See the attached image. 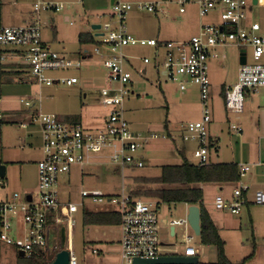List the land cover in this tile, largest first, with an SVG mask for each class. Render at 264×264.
Segmentation results:
<instances>
[{
	"label": "built area",
	"instance_id": "2783aa9c",
	"mask_svg": "<svg viewBox=\"0 0 264 264\" xmlns=\"http://www.w3.org/2000/svg\"><path fill=\"white\" fill-rule=\"evenodd\" d=\"M264 0H257V4ZM178 12H185V6L194 4L200 19L217 12L218 23H202L196 35L186 41L159 42L156 39H138L131 35L125 20L132 11L155 14L157 2H124L112 0L110 19L100 25V45L94 48L106 73V86L99 91L100 105L107 111L102 126L89 129L80 123H66L56 115L41 111V100L20 102L31 111V120L41 130L42 157L36 164L37 194L21 196L0 193V242L15 246L24 256L48 250L50 228L60 236V228L65 227L69 244V264H77L71 248V234L74 221L71 216L83 206V199L90 198L95 206L103 211H116L119 214V255L120 264H133V260L155 259L159 255L161 242L158 236L160 204L152 201L133 199L122 190L119 195L105 196L98 191L81 190V202L62 203L57 192L58 176L69 174L74 166L111 165L121 174L123 169H141L143 160L138 154L149 141L166 139V134L151 133L148 136L135 134L124 116V101L133 94L131 91V73L125 54L127 48L147 47L155 51L154 64L157 71L175 82L180 91L187 84L199 89L200 119L181 125L182 142H194L195 165H210L209 125L212 122L210 105L209 60L218 59L217 49L235 47L238 50H250V61H245L238 69L237 82L225 87L224 108L232 115L244 111L245 96L249 92L264 89V28L259 22H251L247 10L252 0H176ZM36 19L20 26L0 24V49L7 46L23 48L20 51H3L0 63L9 62L13 67H21L29 72L39 87L60 84L71 87L78 83L74 76L48 77L47 72L80 69L82 60H71L67 56L50 50L41 41L38 14L41 11L59 12L63 4L36 0L33 4ZM163 49L164 58L160 60L158 52ZM11 60V63H10ZM149 62L147 58L143 60ZM186 79L187 81H184ZM38 103V105H37ZM37 105V109L33 110ZM4 117L0 113V124ZM24 125V124H23ZM230 131L241 133V128L230 124ZM249 170V166L239 167L240 178ZM0 178V192L5 187ZM245 188L237 186L229 200L216 195L214 208L231 215H239L246 204L243 192ZM30 197V201L27 197ZM253 204L264 205V193H254ZM186 205V204H185ZM187 206V205H186ZM176 226L184 230L183 256L197 257V250L190 246L192 237L187 235L189 228L186 217L169 222V229ZM62 247V246H61ZM93 253L97 252L93 250Z\"/></svg>",
	"mask_w": 264,
	"mask_h": 264
},
{
	"label": "rangeland",
	"instance_id": "374dc122",
	"mask_svg": "<svg viewBox=\"0 0 264 264\" xmlns=\"http://www.w3.org/2000/svg\"><path fill=\"white\" fill-rule=\"evenodd\" d=\"M35 1L4 0L7 20L15 23L3 24L20 26L24 23L19 20H26L27 23L30 20H35L36 14L33 12L32 7ZM177 8L178 6L173 4L158 7L156 15L154 14L157 17L155 19L174 26L182 25L184 23L182 16H184L187 18L188 23L191 24L192 22L197 25L199 18L194 4H189V6L185 7L187 10L186 14L180 16L176 13ZM67 10L68 5L63 3V9L59 12L41 11L38 14L41 41L50 50L67 56L71 60H79L84 52L87 53V58L84 61L82 60V67L80 69L72 68L65 71L47 72L46 75L51 78L65 75L75 76L78 78V83L71 87L60 84L50 87H39L27 70L21 67H13L9 62H4L1 67L0 113L3 115L4 120L0 124V152H7L9 155L7 158L3 156L1 161L6 166L4 178L8 180L7 192L18 193L22 197L27 194H32L35 197L37 194V186L35 189L22 190L19 188V185H37L36 167L33 161H30L31 156L28 155L38 153V150L42 147V140L39 125L31 120V111L20 100L33 103L37 102V98L40 97V107L43 112L54 114L66 123L80 119L86 128H91L92 124L99 123L100 118L107 113L99 103V91L102 87L106 86V73L99 57L93 52L94 48L100 45L101 38L97 35L102 31L101 29L92 30L91 25L94 23L103 25L112 19L108 16L106 17V15L96 18L90 17L87 13L83 12L82 7L79 5L77 7V15L70 16V19L66 21L64 15ZM247 17L251 22H259L264 28V2L250 6V9L247 10ZM203 22L204 24L218 23L217 12H212L209 16L203 18ZM78 34L91 36L93 41L79 43ZM133 48L132 54H136L141 58L144 56L148 57L150 63L143 65L142 61L138 60L133 64V67H128L131 73V85L133 84L132 88L134 92L133 95H129L126 99H131L135 103L123 108L126 121L135 134L142 136H148L151 133L165 134L163 125L167 121L172 139L153 140L143 145L138 152L144 163V167L141 169L125 168L123 169L124 173L121 174L115 167L104 164L97 167L90 166L89 168H84L85 175L80 176L78 168L76 166L72 167L69 176L68 174H60L58 176L57 192L59 200L62 203L78 204L81 202L80 190L87 191L98 187L102 189L104 194L112 196L119 195L122 190L125 194H129L130 191L136 188L160 189L175 187L151 183L146 185L137 184L134 179L138 177L147 179L157 178L160 175L161 166L182 163L183 158L178 151L183 145L186 146L188 151L186 159L189 162L195 163L193 150L196 145L194 142H182V130L180 126L200 119L198 87L189 84L186 91H179L175 82L162 75L161 70L160 72L155 70L153 61L155 53L153 48ZM22 49L13 46L2 48L3 51L7 52L11 50L20 51ZM164 54V50L160 49L158 52L160 60L164 58ZM226 57L221 66L215 69L211 68L210 71L212 122L209 125V129L211 133L219 134L220 139L217 148L215 146L210 153L213 164L217 161L216 154L221 152L228 153L227 151L230 146L235 145V142L241 138L240 136L243 135L246 138L250 134H255L254 130L248 132L245 127H243L244 131L242 135H237L228 129L227 118L230 119L232 124L235 125L236 123L233 121L234 117L232 115H229L227 112L225 113L223 102L225 87L221 84H226L223 83L224 79L227 77L230 79L234 74L235 68L239 65L238 49L226 47ZM248 58H250L249 49ZM141 67L147 69L145 76L140 74L139 68ZM184 81L187 80L184 79ZM37 105L34 106L33 110L37 109ZM259 141L261 144L264 143L262 140L256 139V145H258ZM235 148L241 151L245 149V147L239 148L238 146ZM17 159H21L23 164H25L20 172L16 168L17 164L15 161ZM219 185H202L203 202H213L217 188L220 187ZM233 188L232 185H226L222 195H224L223 193L232 192ZM140 199L157 202L153 198L140 197ZM100 208L99 206H95L90 198H84L83 206H79L78 211L71 216L74 221L71 234V248L77 264H120V255H118L119 227H88L83 225V213L85 211L100 210ZM251 209H253L256 216L264 218V205L258 206L254 204L251 206ZM158 214V236L160 242L164 243L159 249V255H182V250L184 249L182 240L184 236L183 228L176 226V236L170 237L168 235L169 222L173 219L178 220L185 217L186 210L184 205L182 203H160ZM240 217L245 220L241 229L229 232V234L223 232L221 235L228 242L226 250L227 259L232 263H239L249 256L251 252H254L245 264H264V220H261L262 222L254 220V223L249 224L246 210H241L239 216H234L237 220ZM187 231L186 234L193 239L190 246L194 247L198 252V263H215L217 259L214 248L201 247L198 237L191 230ZM251 243L254 244V250ZM60 245V236L51 227L45 258L49 260L54 259ZM93 250L97 254L93 253ZM18 252L19 250L15 246L0 242V264H17ZM22 259L26 260L27 257L23 256Z\"/></svg>",
	"mask_w": 264,
	"mask_h": 264
},
{
	"label": "crops",
	"instance_id": "0c3cea01",
	"mask_svg": "<svg viewBox=\"0 0 264 264\" xmlns=\"http://www.w3.org/2000/svg\"><path fill=\"white\" fill-rule=\"evenodd\" d=\"M3 1L4 0H0V2L2 3V12H1L0 24L7 26L8 24H3V23H10L11 24V23H15V22H13V21L9 22L7 20L6 6H5ZM14 1H16V0H14ZM40 1H42V2H54V3H61V4L64 3L65 5H68V10H67L66 14L64 15V19L66 21H68L70 19V16H76L77 15V7L79 5L82 7L83 12L87 13L88 16L95 17V18L100 17V16H104V15H106V17L107 16L110 17V11H111V5H112V0H40ZM122 1L133 3V2H138L141 0H122ZM144 2H157V3H159L158 7L168 6L169 4L177 5L176 0H148V1H144ZM187 6H189V5H186L185 7H187ZM186 12H187V10L185 9V12L180 14L178 12V8H177L176 13L178 16H180V15L186 14ZM87 14H85V15H87ZM155 15L149 14V13L148 14L147 13H141L138 11H132L131 13H129L127 15L126 20H125V24H126L128 32L131 35H133L135 38H138V39H156L159 42L186 41V40H189L192 36L196 35L200 25L202 23H204L203 19L199 18L198 13H197V16L199 19H198L197 25H195L192 22H191V24L188 23L186 20L187 18L184 16H182L183 20H184V23L182 25H174V26L173 25H167L166 23H162L161 21L156 20L155 18H157V17ZM19 21L23 22L24 24L27 23L26 20H19ZM93 25H98V24L94 23L91 25V27ZM43 44L45 45L44 42H43ZM133 49L134 48L131 47V48H127L125 50V54L128 57L129 67H133V64L138 60L139 61L141 60L143 65H147L150 63V60L148 59V57L144 56L141 58L140 56H137L136 54H132L134 51ZM238 51H239V60H240L241 51H244L245 61H248V62L250 61V59L248 58V50H247V53H246V50H244V49L238 50ZM217 52L219 54V58L209 60V72H208L209 82H210V78H211V76H210L211 68H213V69L218 68L219 66H221L223 64V61L227 58L226 57V48L217 49ZM154 53H155V51H154ZM86 58H87V53L84 52V54L81 55L80 59L84 61ZM145 58H147L149 60V62L147 64H145L143 62V60ZM240 66L241 65L239 63V65L234 70L233 76L230 79L228 77L226 79H224L223 83H226V84H221V85H223V87H231L237 82L238 69ZM154 67H155V64H154ZM155 70H156V68H155ZM139 71H140V74L142 76H145L147 74V69L145 67L139 68ZM157 72H160V71H157ZM227 83H229V84H227ZM132 85H131V91L134 92ZM188 85H189V83L187 84V87H188ZM187 87H186V89H187ZM186 89L184 91H186ZM184 91H181V92H184ZM246 96H247V98H246V100H244V111H243V113L240 115H232L229 113L228 114L232 115L234 117L233 121L236 123L235 125H237L238 127L241 128V133H239V134L235 133V134L242 135L243 131H244L243 127H245L248 132H250L251 130H254L255 134H250L246 138L243 135L240 136L241 138L237 142H235V145L230 146L229 150L227 151L228 153H226V152L223 153L220 151L221 153L216 154L217 161L214 164L234 163L238 166V169L240 166H249V170L244 174L243 177L240 178L239 182L234 183V184H220V185L216 184V185L220 186L217 188L216 195H222V192H223L224 187L226 185H232L234 187L233 190L237 186L244 187L245 190L243 192V196H244V199L246 200V204L242 210H246L248 222H249V224L250 223L252 224V223H254V220L256 222L257 221L262 222L261 220H264V218L256 216L253 209H251V206L254 205L252 202L253 194L256 193L257 191H261L264 193V143L261 144L259 141L258 145H256V139L262 140L264 142V89H260V90L255 91V92H249L246 94ZM125 100H127V101H126V103L124 101V104H123L124 108L126 106H130V104L134 105V103H135L131 99H125ZM245 101H246V105H245ZM211 112H212V108H211ZM44 113H46V112H44ZM225 113H226V111H225ZM104 117L105 116L100 118V121H98L99 123L92 124L93 126H91V128L90 127H87V128H89V129L100 128L102 126ZM125 119H126V117H125ZM77 121H78V123L82 124L80 119H78ZM195 121H197V120H195ZM190 122H194V121H190ZM226 122L228 124V129H229V125L232 123L230 122V119H228V118L226 119ZM187 123H189V122H187ZM187 123H185V124H187ZM163 128H164L165 134L168 136V138L172 139V136H170L171 131L169 129V124L167 121L164 123ZM229 131H230V129H229ZM209 139H210V143L212 144L210 147V150H209V158H210V164H213L211 161L210 153L215 146L217 148V145L220 142L219 134L211 133L210 129H209ZM237 146L239 148L245 147V149L243 151H241L240 149L235 148ZM216 151H217V149H216ZM187 152H188L187 148L184 145L181 146L180 150L178 151V153L181 155V157H184L185 159L187 156ZM3 156H4V158H7L9 155L7 152L2 151V152H0V160ZM28 156H31L30 161H33V164L36 167L37 162L42 157V147L38 150L37 154L28 155ZM15 163L17 164L16 165L17 170L19 172L22 171V169L25 165V164H23V161L21 159H17V161H15ZM90 166H96L97 167L99 165L92 164V165H86L84 167H80V166L76 165V167L78 168L80 176L85 175L84 168H89ZM36 174H37V169H36ZM69 174H68V176H69ZM243 180H244V182H243ZM3 182H5L6 185L0 193L2 194V196H8L9 194H11V193H9V191L7 192L8 180H6L4 178ZM36 184H37V178H36ZM204 185H206V184H204ZM36 186L37 185L31 186V185L23 184V185H19V188L22 190H30V189H35ZM200 187H202V185H200ZM87 191H98V192H101L105 196H112V195L104 194V192L102 191V189L100 187L94 188L92 190H87ZM202 191H203V189H202ZM223 194H224V195H222L223 198L226 200H229L232 192L230 191L229 193H223ZM60 202H62V201L60 200ZM202 204H203L204 209L208 213L212 223L217 228L221 239L225 243V255H226L228 242L226 240H224V238H222V236H221L222 233L224 232L225 234H229V232H233L235 230L241 229L242 224H243V222H245V220L243 218L241 219V217L238 220L236 218H234V216H239L240 214L239 215H231L227 212L216 210L214 208L213 202L205 203L202 201ZM183 205L185 207L186 215H187V209L189 206H186L185 204H183ZM96 211H103V210H101V208H100V210H96ZM186 215H185V217H186ZM88 227H97V226H88ZM168 236H170V237L176 236V232L174 231V235H173L172 228H170ZM225 237H228V236H225ZM182 240H183V238H182ZM198 241H199V238H198ZM162 245H164V243L161 242V246ZM252 245H253V250H254V244H252ZM201 247L206 248V247H213V246H202L201 245ZM214 250H215V248H214ZM118 253H119V250H118ZM182 253H183V250H182ZM215 253H216V250H215ZM181 256H183V254ZM197 258H198V254H197Z\"/></svg>",
	"mask_w": 264,
	"mask_h": 264
},
{
	"label": "trees",
	"instance_id": "16d2710c",
	"mask_svg": "<svg viewBox=\"0 0 264 264\" xmlns=\"http://www.w3.org/2000/svg\"><path fill=\"white\" fill-rule=\"evenodd\" d=\"M2 12V3L0 2V18ZM79 43L93 41L92 37L84 34H78ZM0 49V56L2 55ZM3 64L0 63V72ZM69 123H78L77 120ZM182 163L178 165H163L160 168V175L157 178H135L137 184L146 185L160 184L175 186L171 188L160 189H141L136 188L130 191L129 195L133 199L140 197L153 198L160 204L182 203L187 206H197L200 213V234L199 243L202 246H213L216 250V262L210 264H245L253 255V252L239 263L230 262L225 255V243L221 239L217 228L212 223L208 213L203 207V192L200 185L204 184H234L239 182V169L234 163L210 164L207 166H198L184 157ZM119 214L116 211H85L83 213L84 226H118ZM60 248L56 251H60ZM46 251L32 255L26 260L19 258L17 264H50L52 259L45 258ZM200 264V263H197Z\"/></svg>",
	"mask_w": 264,
	"mask_h": 264
},
{
	"label": "water",
	"instance_id": "95a60500",
	"mask_svg": "<svg viewBox=\"0 0 264 264\" xmlns=\"http://www.w3.org/2000/svg\"><path fill=\"white\" fill-rule=\"evenodd\" d=\"M252 5H257V0H252ZM100 25H93L91 27L92 30H98ZM240 65L245 63V56L244 51L240 53ZM189 165H192L189 162ZM6 174V166L0 160V178L3 179ZM27 200L30 201V197H27ZM186 220L188 222L189 228L197 237L200 234V213L199 208L197 206H189L187 209ZM173 231V229H172ZM60 239H61V246L62 249L58 251L55 255V258L52 263L50 264H69V244L66 235L65 227L60 228ZM18 256L23 258L24 253L22 251L18 252ZM198 259L197 257H185L181 255H160L155 259H134L133 264H197Z\"/></svg>",
	"mask_w": 264,
	"mask_h": 264
}]
</instances>
